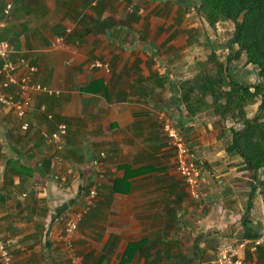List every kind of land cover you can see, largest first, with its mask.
<instances>
[{"label":"crops","instance_id":"0c3cea01","mask_svg":"<svg viewBox=\"0 0 264 264\" xmlns=\"http://www.w3.org/2000/svg\"><path fill=\"white\" fill-rule=\"evenodd\" d=\"M132 1L149 14L136 21L118 0H0V41L38 67L35 81L61 90L55 98L35 95L26 131L0 105V225L14 241V264H71L55 219L78 204L103 151L100 199L75 239L83 264H120L130 243L143 242L130 264H216L225 247L264 264V199L257 190L250 200L238 154L227 150L228 119L190 116L177 85L201 74L200 62L194 76L184 72L191 68L186 49L199 46L195 32L178 43L184 32L169 30L159 0ZM147 31L162 36L152 40ZM94 60L109 70L91 68ZM249 67L241 66V80ZM164 117L180 123L203 166L198 204L176 169ZM57 121L68 126L61 151L43 135Z\"/></svg>","mask_w":264,"mask_h":264},{"label":"trees","instance_id":"16d2710c","mask_svg":"<svg viewBox=\"0 0 264 264\" xmlns=\"http://www.w3.org/2000/svg\"><path fill=\"white\" fill-rule=\"evenodd\" d=\"M176 1L181 6H192L211 27L215 28L219 22L234 25L235 30L228 47L231 50L226 62L219 59L214 42L209 40L206 42L212 48L208 58L209 65L201 61V74L177 85L181 87L182 99L191 115L210 111L220 119H237L242 123L240 129H233L232 141L227 150L238 154L242 158L240 169L249 172L247 182L251 186L250 200L252 201L257 190H260L264 199V0ZM132 16L138 20L136 14ZM178 20L181 21L182 17ZM116 24L120 25L119 22ZM111 27V24L107 25V28ZM191 36L198 41V35ZM244 55L241 66H252L261 79L260 83L246 84L240 81L244 74L230 68L234 61L241 60ZM210 65L214 69L208 70ZM46 95L53 98L60 96ZM255 105H258L257 113L248 117L246 108ZM47 117L51 121L55 119L54 114L48 112ZM60 123L64 122L57 121V126ZM143 243H130L120 264H130L137 249L147 248V243L141 245ZM145 257L148 258L147 255Z\"/></svg>","mask_w":264,"mask_h":264},{"label":"built area","instance_id":"2783aa9c","mask_svg":"<svg viewBox=\"0 0 264 264\" xmlns=\"http://www.w3.org/2000/svg\"><path fill=\"white\" fill-rule=\"evenodd\" d=\"M96 3L98 0H95ZM124 4L130 13L135 11L137 2L128 3L126 0H118ZM95 3V4H96ZM12 3L6 5L5 12L10 13ZM144 6L140 5L139 14L144 13ZM63 40V39H59ZM91 68H107L109 64L104 61L94 60L90 64ZM38 67L23 57H18L8 42L0 41V105L11 112L22 124V129L26 131L31 127L28 119L30 110L34 106V96L46 93L51 96L60 95L61 90L52 89L48 85L35 81L34 75ZM41 111L45 112L46 106H41ZM52 118V115H49ZM163 129L167 135L168 144L175 151L176 169L181 175L189 196L200 201L203 197V168L196 162L192 155V142L187 140L183 134V129L177 123L167 117L163 118ZM44 137L57 150L64 149L67 143L68 127L65 123H60L52 133L44 132ZM107 154L103 151L94 163L97 177L92 183L84 186L78 204L68 206L67 212L56 217V222L62 225L61 241L66 248L71 264H83L82 258L76 252L75 239L80 224L92 209L99 196V186L103 177V160ZM201 196V197H200ZM14 241L7 238L0 225V261L1 264H14L13 254ZM216 264H252L241 256H238L232 248H223L215 261Z\"/></svg>","mask_w":264,"mask_h":264},{"label":"rangeland","instance_id":"374dc122","mask_svg":"<svg viewBox=\"0 0 264 264\" xmlns=\"http://www.w3.org/2000/svg\"><path fill=\"white\" fill-rule=\"evenodd\" d=\"M164 1L165 2H162L159 0V3H161V5H164V7H162V10H163L162 15H164L163 17H165L169 23L170 22L172 23V24H170L172 26V28L175 27V28H178L179 30L184 32L182 37H180V36L177 37V39H176L177 42L179 43V42L184 41V37L187 38V35H189L188 31L191 33L195 32V34L198 35L197 39H198L199 46H197L195 48L189 47L186 49V55L189 59V65L191 67V68H188L187 71H184L185 73L188 74V78L194 76L195 73H198L199 67H200L199 62L203 61L204 63H206V65H209L208 58H209L211 51H212V48H210L206 43L209 40L214 42L215 47H216V52H217L219 59L222 62H226V59L229 55V51L231 50V48H228L229 43H230V39H231V37L234 33V30H235L234 25L232 23L219 22V23H217L218 26H216L214 28V27H211L209 25V23L203 17L199 16L192 6H186V4H182V6H181L179 3H177L176 0H164ZM181 1L183 2L184 0H181ZM188 3H189V1H188ZM180 17H182L181 21L178 20ZM126 18H128V17L122 15L120 21H125ZM146 35H149V37L152 36V40H157L158 36H160L161 34L158 35V32H155V34H153L151 32L148 33V31H147ZM244 59H245V55L243 56V58L241 60L234 61L232 63V65H230V68L233 71L236 70V72H238V71L242 72L241 64L243 63ZM207 69L211 70L214 68L212 65H210L209 67H207ZM245 70H246L247 76L245 78H243L242 80L240 79V81H242L246 84H256V83L261 82V79L258 77L256 72L253 71L252 67L245 68ZM255 71H257V70H255ZM183 77H186V76L184 75ZM262 83H264V79L262 80ZM257 111H258V105L251 106V107L247 108V112L251 117H253L257 113ZM7 116H8L7 118L11 121V123H16L14 121L15 119L12 117L11 114H8ZM0 120L5 121L3 112H0ZM212 121L214 123H217V120H212ZM222 124L223 123H220V125H222ZM240 124L241 123H239L237 121V119L229 118L228 122L226 124V127L227 128L231 127L230 129L232 132L233 129H238ZM232 135H233V133H232ZM235 160L238 163L242 162V158L241 157L239 158L238 155L236 156ZM96 174L97 173L95 172L93 179L90 181L91 183L97 177ZM248 174H249V172L245 171L243 175L248 177ZM85 185H88V184H83L80 187V189L78 190L79 191L78 195H80V197H81L80 193L83 190ZM99 189H101V188H99ZM204 197H205V194L203 192V197L201 198V200H203ZM191 200L197 204L200 202V201L194 200L192 198H191ZM94 206L92 207V210H93ZM89 215H87V217ZM186 243L189 244L190 242L186 241Z\"/></svg>","mask_w":264,"mask_h":264},{"label":"clouds","instance_id":"9594fccd","mask_svg":"<svg viewBox=\"0 0 264 264\" xmlns=\"http://www.w3.org/2000/svg\"><path fill=\"white\" fill-rule=\"evenodd\" d=\"M95 1V0H94ZM99 1V0H98ZM97 1V2H98ZM128 3H130V2H132V0H130V1H128V0H126ZM163 2H165V1H163ZM139 7H140V5L138 4L137 6H136V8H135V11L134 12H132V13H130V12H128L127 10H126V12H127V14L129 15V16H131L132 17V15H134V14H136V17L138 16V18H145L148 14H145L146 13V7H144L145 8V11H144V13H142V14H139ZM162 7H164V5L162 6ZM125 9H126V7H125ZM124 26H130V24H129V22H128V20L126 21V23H124ZM190 116H191V114H190ZM193 116V115H192ZM217 117V116H216ZM219 118V117H218ZM168 119H170V120H172L174 123H177V124H179L180 125V123H178L176 120H174V118H168ZM220 119V118H219ZM222 120V119H221ZM223 120H226V119H223ZM238 121V120H237ZM239 123H241L240 121H238ZM242 124V123H241ZM181 126V125H180ZM181 128H182V126H181ZM183 129V128H182ZM240 129V128H239ZM166 134V133H165ZM167 136V135H166ZM186 138V137H185ZM187 139V138H186ZM188 140V139H187ZM168 141V140H167ZM189 141H191L192 142V155H193V145H194V143H193V141L192 140H189ZM173 148V147H172ZM174 154H175V151H174ZM194 157V156H193ZM195 159V158H194ZM197 162V161H196ZM175 163H176V160H175ZM198 163V162H197ZM200 165H201V163H199ZM202 166V165H201ZM202 168H203V166H202ZM102 169H103V167H102ZM103 172H104V169H103ZM97 175V174H96ZM183 180V179H182ZM184 182V181H183ZM185 184V183H184ZM186 186V185H185ZM203 187V186H202ZM187 188V187H186ZM189 195V194H188ZM201 201V200H200ZM61 214V213H60Z\"/></svg>","mask_w":264,"mask_h":264},{"label":"water","instance_id":"95a60500","mask_svg":"<svg viewBox=\"0 0 264 264\" xmlns=\"http://www.w3.org/2000/svg\"><path fill=\"white\" fill-rule=\"evenodd\" d=\"M110 34V33H109Z\"/></svg>","mask_w":264,"mask_h":264}]
</instances>
